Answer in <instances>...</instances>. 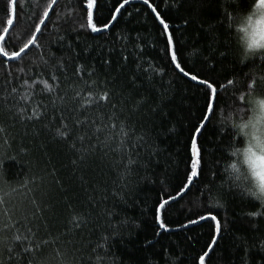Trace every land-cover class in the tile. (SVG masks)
<instances>
[{"label":"trees","instance_id":"1","mask_svg":"<svg viewBox=\"0 0 264 264\" xmlns=\"http://www.w3.org/2000/svg\"><path fill=\"white\" fill-rule=\"evenodd\" d=\"M48 2L16 0L5 36L9 45L1 41L0 48L19 51L34 38ZM9 3L0 0V36L12 17ZM85 3L57 0L22 58L0 56V223L10 225L0 234V264H202L201 256L203 264H264V210L236 191L218 188L219 162L231 137L219 132L205 106L216 113L246 91L250 70L264 72V60L238 63L227 27L228 13L247 9L249 0H149L155 13L143 0H94L93 23L110 24L100 33L80 28L87 24ZM157 13L169 24L171 49ZM41 58L65 64L67 78L59 74L55 94L35 97L40 110H47L43 118L21 122L8 110L15 111L13 97L19 100L11 89L22 91L19 84L30 78L29 70L31 77L41 72ZM50 77L49 71L45 78L51 83ZM200 79L218 89V101ZM102 90L111 93L101 101L107 107L79 115L88 120L82 128L74 119L80 98L89 91L98 97ZM21 106L31 114L30 104ZM99 116L104 123L127 125L130 136L122 149L119 137L105 146V134H93L102 126ZM65 123L70 137H56L55 129ZM193 141L198 167L190 183ZM82 148L88 149L83 160L77 151ZM129 158L137 161L130 178L123 175ZM215 194L223 208L209 205ZM164 199L169 203L161 220L168 231L155 222ZM213 215L219 233L216 221L209 222ZM16 235L22 239L13 242Z\"/></svg>","mask_w":264,"mask_h":264},{"label":"clouds","instance_id":"2","mask_svg":"<svg viewBox=\"0 0 264 264\" xmlns=\"http://www.w3.org/2000/svg\"><path fill=\"white\" fill-rule=\"evenodd\" d=\"M258 3L249 0L247 9L228 13L227 27L240 65L264 60V7ZM248 75L246 91L215 114L219 132L231 137L219 162L218 188L236 191L264 210V72L252 69ZM209 205L223 208L221 195H213Z\"/></svg>","mask_w":264,"mask_h":264},{"label":"snow or ice","instance_id":"3","mask_svg":"<svg viewBox=\"0 0 264 264\" xmlns=\"http://www.w3.org/2000/svg\"><path fill=\"white\" fill-rule=\"evenodd\" d=\"M57 2V0H49L48 4L45 6L44 11L42 12L41 16L46 18L48 17V13L49 10L52 9V6ZM124 3H128V0H124ZM144 4H147L148 7L152 10V12H156V8L152 6V4L149 3V0H143ZM93 5H94V0H86L85 3V8L87 9V24L85 25L84 23H81L79 26L80 28H89L91 29V31L93 33H100L103 32L105 30H107L110 27L109 23H104L102 27L97 26V24L93 23ZM123 4L120 5L119 8H116V12L120 11V8H123ZM258 7H264V0H259V3L257 5ZM8 11L9 13L12 10V4L9 3L7 5ZM96 11H99V8H96ZM44 18H40L39 22L35 25V31L36 32H40L41 31V25L45 24V20ZM113 20L116 19L115 16L112 17ZM156 20L159 21V24L163 26V32L166 34L167 36V46L169 49L172 48L173 46V36L171 33H169V24L165 22L164 19L161 18L160 14L157 13L156 15ZM7 24L9 26L13 25V20L11 18H9L7 20ZM10 31V27H4L3 28V32L4 33H9ZM61 39H63V37H61ZM0 41H4V47H8L9 45V40L5 38V36H0ZM33 38H29L27 43L24 44L23 47H21L19 49V51H12V52H6L4 51L2 48H0V56H7L9 60H13L15 58L21 57V53H25V49H27L29 47V45L33 44ZM138 47V45H137ZM22 58V57H21ZM43 61V65L44 67L41 69V72L39 74H37L35 77H31V72L29 70V73L27 74L30 78H26L23 79V81L19 84V88L22 89V91L17 92V88L13 87L11 89V93H16L19 97V100H16L15 97H13V100L15 101V103H13L12 108L15 109V111L13 112L12 109H8L10 113H12L13 117H18V119L21 122H25V121H35L38 122L41 118H43L46 115V109L44 111L40 110V106H39V102L35 100V97L37 95H39V93L41 92H47L50 94H55L57 91V84L56 82L59 79V74H63L66 78H67V71L66 68L67 66L63 63H59L57 65H52L50 64V62L48 60H43V58H41ZM127 59V58H125ZM35 63V61H34ZM172 63L176 64L177 68H180V65L177 63V57L175 54L172 55ZM83 66L77 67L75 70L74 75H78L81 70H82ZM21 72H24V69H20ZM51 72V83L49 82L48 79L45 78V76L47 75L48 72ZM94 71L89 72V75H94ZM181 71H183V74L185 76H188L189 73L187 71H184L183 69H181ZM19 79V77L17 78ZM191 79L193 81H197V76L196 75H192ZM198 83L201 85L207 84V88L211 89L212 91V97L214 100L218 101L220 99L219 97V91L217 88H213V85L211 83H207L205 80L200 79L198 80ZM232 81H229V84H231ZM42 86V87H41ZM10 95V94H9ZM77 96H79V93L76 94ZM111 96V93L109 91L106 90H102V94H100L98 97L95 93H93L92 91L88 92V96L87 97H81L80 100L83 102H78L79 103V109L77 110L78 114L77 116L74 118L75 122L77 124H79L82 128L89 126L88 125V120H80L79 119V115H82L84 112H91L93 110H96L97 112H99L100 110H102L103 108L107 107V104H102L101 101H108L109 98ZM205 96L208 97V93H205ZM5 102H7L8 100V95H6L4 98ZM59 99H63V97H60ZM75 99V97H74ZM241 99H243V97H241ZM23 102L24 104H30L31 107V114L30 115H25V112L27 111L26 108L24 107H17V104H19L20 102ZM31 102V103H30ZM53 103V107H55V100L52 101ZM208 109L209 112L211 113V115H215V107L208 105L206 103L205 105ZM113 109H115L116 105L113 104L112 105ZM63 119H67V117H63ZM98 119L101 121V125L100 127H95L94 128V135L97 136V138H99V134L103 133L105 134V138H104V144L105 146H107L110 142L114 141L115 137H119L120 139V148L122 149L126 143V139L130 136L129 131L127 130V125L124 124L123 122H121L119 125H117L116 123H104V119L105 117L103 116H99ZM107 119L109 121H115L116 120V116L115 115H109L107 117ZM113 129H115L116 131H113ZM4 129L3 127H0V132H3ZM72 129L69 127L68 124H62L60 127H57L55 129V136L56 137H60V138H64V137H70V133H71ZM84 135H80L78 137L79 140L83 141L84 140ZM138 140L143 139V137H137ZM74 146V145H73ZM95 147V146H93ZM77 151L81 152V160L84 159V155L83 153L88 151V149H77ZM192 164H191V174L187 176V179L189 182L193 181V177H195L197 175V167H198V160H197V144L196 141H193L192 143ZM73 163H77V161H73ZM137 161L132 160L131 158H129L127 160V164H125L124 167V173L123 175L127 176L128 178L131 177V175L135 172V169L131 167V165L136 164ZM173 199H175V197H173ZM169 203V201L167 199H164L163 202L159 203V207L155 209V222L157 224H159V227L161 229H163L164 231H168L166 225L164 222H162L161 220V210H165V212H167V209L165 208V206ZM73 219H75V217H73ZM201 220H205V219H209L208 217L205 216H201L200 217ZM212 221H216V231L217 233H219L221 231V226L220 223L217 221V217L215 215L210 217L209 222ZM10 227L9 224L7 223H0V234H3L8 228ZM17 231H19V229H17ZM29 231H31L29 229ZM22 239V237L20 235H16L12 238L13 242H17L20 241ZM6 240V238H5ZM14 249L9 247L8 251L12 252ZM32 249L29 248H24V253H29L31 252ZM205 255H207V253H205ZM200 260L203 264L204 261V256L200 257Z\"/></svg>","mask_w":264,"mask_h":264},{"label":"water","instance_id":"4","mask_svg":"<svg viewBox=\"0 0 264 264\" xmlns=\"http://www.w3.org/2000/svg\"><path fill=\"white\" fill-rule=\"evenodd\" d=\"M15 2H16V0H13V3H12V17H11L12 20H14ZM55 4H56V3H55ZM55 4L52 6V9L49 10L48 16H49L50 12L53 10ZM47 18H48V17L44 18V20H46ZM42 26H43V25H41L40 27H42ZM9 27L11 28L12 26H9ZM37 34H38V32H36V34H35V36H34V38H33V41L36 39ZM6 35H7V33H5L3 36H6ZM0 44H1V41H0ZM193 178H194V177H193ZM190 183H191V182H190Z\"/></svg>","mask_w":264,"mask_h":264}]
</instances>
